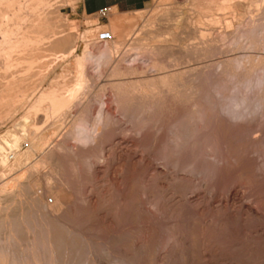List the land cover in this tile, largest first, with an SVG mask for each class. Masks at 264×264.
Wrapping results in <instances>:
<instances>
[{
  "label": "rangeland",
  "instance_id": "374dc122",
  "mask_svg": "<svg viewBox=\"0 0 264 264\" xmlns=\"http://www.w3.org/2000/svg\"><path fill=\"white\" fill-rule=\"evenodd\" d=\"M166 1L151 0L145 9L136 12L112 11L103 19L98 14L82 15L79 0H47L42 9L49 12L46 20L51 23L49 31L58 38L57 44L54 41L39 45L42 55L31 74L25 73L24 66L8 73L0 69L1 83L25 77L16 94H12L16 98L11 96L9 107L2 108L10 109V113L0 121V240L3 243L7 235L16 239L19 249L17 245L14 249L22 260L18 259V264L34 262L32 257L40 259V264H47L48 257L58 261L52 264H264V0H231L230 8L225 10L212 7L210 0ZM169 11L172 13L168 16ZM121 29L127 35L132 29L139 31L140 35L134 36L138 35L139 45H146L143 48L151 49L154 44L172 49L164 48L165 54L155 50L152 56L150 51L142 54L144 49H128L137 41L130 45L132 41L129 43L127 36L121 39L117 33ZM200 31L207 33L205 37ZM116 41L121 43L117 45ZM206 42L207 49H203ZM112 45L110 56L114 59L107 58L109 52L105 51ZM198 46L202 53L208 50L207 55L199 53ZM83 54L90 58L85 56L86 73L94 77L93 81L89 79L90 87L76 93L77 98H71L73 103L67 105L69 109L61 108L54 117L50 116L53 113L46 100L35 117L31 108L41 94L49 89L59 94L63 91V95L71 92L77 73L76 58ZM118 60L122 70L139 67V74L116 77L112 70ZM154 60L166 66L164 73L165 69L156 67L161 73L152 67ZM3 62L4 59L0 67ZM174 72L178 75L171 77L173 83L169 79L171 83L167 81L164 87L156 84L146 89L142 84L130 93L126 84ZM120 81L126 82L121 90L113 86ZM117 91L120 97L115 95ZM153 95L154 102L150 99ZM144 99L147 106H141ZM47 111L50 113L46 118ZM34 127L37 133L31 130ZM14 134L17 135L12 138ZM38 135H43L47 143L39 141ZM174 135L180 139L179 146L173 144L177 141ZM7 137H21L16 140L22 159L16 162L19 165L11 159L13 141ZM36 143L45 145L43 158L41 151L32 149ZM55 196L57 201L59 198L56 204L63 206L42 211L45 209L41 210V203L51 205ZM39 227L43 231L40 228L39 232ZM41 231L46 239L50 238L46 240L50 247L37 240L43 238ZM40 245L47 246L46 251L50 249V256L42 253Z\"/></svg>",
  "mask_w": 264,
  "mask_h": 264
},
{
  "label": "bare ground",
  "instance_id": "6f19581e",
  "mask_svg": "<svg viewBox=\"0 0 264 264\" xmlns=\"http://www.w3.org/2000/svg\"><path fill=\"white\" fill-rule=\"evenodd\" d=\"M46 1L47 0H0V61H3V59H4V64L0 67V69H2V70H4V73H8L10 70H13V68H16V67H23L24 68V71H25V73H30L31 71H32V69L34 68V66H35V64L37 65V62H38V60L41 58L40 56L42 55L41 54V50L39 49V48H41V46L39 47V45L42 43V42H45V43H54V41H55V43L57 44V37H56V35L55 34H51V27H49V24H51V23H49L46 19H47V14H48V16H49V12H47L46 11V9H42V8H44V6L46 5V4H48V3H46ZM168 1V0H167ZM166 1V2H167ZM177 1V0H176ZM175 1V2H176ZM208 1V0H207ZM213 2V4H210V5H212V7H217V8H219V9H221V10H225V9H229L230 8V4L229 3H231L232 1L231 0H223L222 2H221V0H220V2L219 1H213V0H210V1H208V2ZM231 1V2H230ZM174 2V3H175ZM211 2V3H212ZM246 2V1H245ZM53 3V2H52ZM234 3V2H233ZM261 3V2H260ZM176 4H178V2H176ZM205 4H207V2L205 3ZM243 4V3H242ZM252 4V3H251ZM171 5V4H170ZM234 5V4H233ZM48 6V5H47ZM208 6V5H207ZM52 7H54V6H52ZM211 6H209V8H212ZM214 7V8H215ZM49 8V7H48ZM172 8V7H171ZM174 8V7H173ZM179 9V8H178ZM177 9V10H178ZM218 9V10H219ZM55 10V9H54ZM205 10H206V8H205ZM209 10V9H208ZM52 11V10H51ZM162 11V10H161ZM173 11V10H172ZM207 11V10H206ZM210 12H211V10H209ZM243 11V10H242ZM47 12V13H46ZM182 12V11H181ZM186 12V11H185ZM184 12V13H185ZM218 12V11H217ZM247 12V11H246ZM54 13V12H53ZM165 13V12H164ZM169 13H170V15H171V11H169L168 12V16H169ZM245 13V12H244ZM52 14V13H51ZM50 14V15H51ZM165 14V15H166ZM176 14H177V12H176ZM202 14V13H201ZM206 14V13H205ZM208 14H209V12H208ZM241 14H243V13H241ZM255 14V13H254ZM166 15V16H167ZM181 15V14H180ZM215 15V14H214ZM213 15V16H214ZM59 16V15H58ZM162 16L164 17V15L162 14ZM165 16V17H166ZM179 16V15H178ZM206 16V15H205ZM46 17V18H45ZM202 17V16H201ZM211 17H212V15H211ZM238 17V16H237ZM156 18V17H155ZM167 18H170V17H167ZM183 18V17H182ZM191 18V17H190ZM241 18H243V17H241ZM161 19V18H160ZM174 19V18H173ZM175 19H176V17H175ZM184 19V18H183ZM213 19V18H212ZM211 19V20H212ZM49 20V19H48ZM214 20H216V19H214ZM51 21V20H50ZM169 22L171 21L170 19L168 20ZM172 21H174V20H172ZM188 21H189V19H188ZM192 21V20H191ZM200 21V20H199ZM224 21V20H223ZM151 22V21H150ZM156 22V21H155ZM185 22V21H184ZM190 22V21H189ZM210 22H213V20L212 21H210ZM225 22V21H224ZM49 23V24H48ZM121 23V22H120ZM171 23V22H170ZM183 23V22H182ZM191 23V22H190ZM201 23V22H200ZM217 23H219V21L217 22ZM148 24V23H147ZM161 24V23H160ZM196 25H197V23H195ZM216 24V23H215ZM114 25V24H113ZM124 25V24H123ZM145 25V24H144ZM188 25H190V24H188ZM220 25V24H219ZM230 25V24H229ZM47 26V27H46ZM51 26V25H50ZM125 26V25H124ZM151 26V25H150ZM162 26V25H161ZM202 26V25H201ZM44 27H45V29H44ZM115 27V26H114ZM134 27V26H133ZM145 27V26H144ZM147 27V26H146ZM152 27V26H151ZM163 27H165V26H163ZM168 27V26H167ZM49 28L51 29L50 31H49ZM129 28V27H128ZM127 28V29H128ZM160 28V27H159ZM158 28V29H159ZM185 28V27H184ZM183 28V29H184ZM227 28H228V25H227ZM109 29V28H108ZM112 29V28H111ZM117 29V28H116ZM142 29V28H141ZM168 29H169V27H168ZM192 29V28H191ZM105 30H106V28H105ZM114 30H115V28H114ZM145 30H147V29H145ZM185 30V29H184ZM197 30V29H196ZM113 31V30H112ZM149 31V30H148ZM195 31V30H194ZM198 32H199V30H197ZM147 32V31H146ZM145 31H144V33H146ZM151 32H153V31H151ZM150 32V33H151ZM161 32V31H160ZM204 32V31H203ZM114 33V32H113ZM117 33H118V36L119 37H121V39H122V37L123 38H125L126 36H127V41L130 43V41H132V43L130 44V45H133V42L135 43V41H137L136 43H135V45L134 46H130V45H128V46H130V47H127L128 49L129 48H133L134 47V49H144V52L142 53V54H144L145 52H149L150 51V54H151V56H152V52H154L155 50H157V52H159V51H163L164 50V48L165 47H163L160 43V45L163 47V49L161 48V46H158V45H156V46H154V44H153V47L151 48V49H149V47L146 49V48H143V47H145V46H141V45H139V43H138V41H140V40H137V39H139L138 38V35H136V36H134L135 35V33L136 34H139V31H138V33L136 32V29L134 30V29H132V31L127 35V33H126V30H123V29H121V30H118L117 31ZM144 33H143V35H144ZM159 33V32H158ZM177 33V32H176ZM197 33V32H196ZM200 33H201V31H200ZM51 34V35H50ZM157 34V33H156ZM185 34V33H184ZM199 34V33H198ZM207 34V33H206ZM205 34V35H206ZM140 35V34H139ZM182 35V34H181ZM205 35H203V33H201V36H204L205 37ZM146 36V35H145ZM149 36V35H148ZM150 36H151V34H150ZM149 36V37H150ZM158 36V35H157ZM168 36V35H167ZM208 36V35H207ZM206 36V37H207ZM91 37V36H90ZM159 37V36H158ZM157 37V38H158ZM199 37V36H198ZM204 37L202 38V40L204 39ZM144 39H145V37H143ZM151 38V37H150ZM154 38V37H153ZM160 38V37H159ZM162 38H163V36H162ZM161 38V39H162ZM165 38H166V36H165ZM201 38H199V39H201ZM119 39V38H118ZM164 39V38H163ZM169 39V38H168ZM181 39H182V37H181ZM207 39V38H206ZM205 39V40H206ZM141 40H143V39H141ZM146 40H147V38H146ZM146 40H144V42L146 41ZM153 40V39H152ZM176 40V39H175ZM123 41H126V39L125 40H123ZM122 41V42H123ZM149 41V40H148ZM151 41V40H150ZM154 41V40H153ZM199 41V40H198ZM112 42H114V41H112ZM127 42V43H128ZM142 43H143V41H141ZM147 42V41H146ZM161 42V41H160ZM167 42H168V40H167ZM183 42V41H182ZM204 42V41H203ZM217 42V41H216ZM61 43V42H60ZM116 44L118 43V44H120L119 42H115ZM196 43V42H195ZM202 43V42H201ZM255 43V42H254ZM111 44V43H110ZM113 44V43H112ZM117 44V45H118ZM125 44V43H124ZM164 44V43H163ZM183 44V43H182ZM181 44V45H182ZM193 44V43H192ZM209 44V43H208ZM208 44H207V42L205 43V45H203L204 47H203V49L204 48H206L207 49V46H208ZM214 44V42L212 43V45ZM41 45H43V43L41 44ZM52 45V44H51ZM148 45V44H147ZM166 45V44H165ZM171 45V44H170ZM196 45V44H195ZM195 45H194V47H195ZM201 45V44H200ZM84 46H86V45H84ZM113 46V45H112ZM114 46H115V44H114ZM114 46L113 47H111V48H109L108 47V50L106 49H104L106 52H109V56L107 55L106 57L107 58H112L111 56H110V53H112V49L114 48ZM120 46V45H119ZM168 46V45H167ZM173 46V45H172ZM180 46V45H179ZM39 47V48H38ZM46 47V46H45ZM73 47V46H72ZM116 47V46H115ZM190 47V46H189ZM197 47V46H196ZM210 47H213V46H211L210 45ZM264 47V46H263ZM85 48V47H84ZM126 48V49H127ZM174 48H176V47H174ZM42 49V48H41ZM118 49H120V48H118ZM149 49V50H148ZM165 49H167V48H165ZM169 49H172V48H169L168 47V49L167 50H165V51H169ZM178 49V48H177ZM181 49V48H180ZM185 49V48H184ZM186 49H188V48H186ZM192 49H195V48H192ZM203 49L202 48H199V46H198V50H199V53H202L201 51H203ZM205 49V50H206ZM209 49V48H208ZM214 49V48H213ZM255 49V48H254ZM63 50V49H62ZM117 50V49H116ZM133 50V49H132ZM130 50L131 52H134V51H136V50ZM176 50V49H175ZM191 50V49H190ZM204 50V51H205ZM210 50V49H209ZM216 50H217V48H216ZM44 51H45V49H44ZM104 51V52H105ZM125 51H127V50H125ZM165 51H163V52H161V53H163V54H165ZM173 51V50H172ZM195 51H197V49L195 50ZM208 50H206V52H207ZM43 52V51H42ZM67 52H68V50H67ZM103 52V55L105 54ZM115 52V51H114ZM123 52V51H122ZM129 52V51H128ZM138 52H140V51H138ZM175 52V51H174ZM187 52V51H186ZM205 52V53H206ZM218 52V51H217ZM46 53V52H45ZM64 53V52H63ZM85 53V52H84ZM205 53H202V54H204L205 55ZM117 54V53H116ZM129 54H130V52H129ZM135 54V53H134ZM140 54V53H139ZM138 54V55H139ZM155 54V53H154ZM153 54V55H154ZM158 54V53H157ZM160 54V53H159ZM169 54V53H168ZM172 54V53H171ZM184 54V53H183ZM187 54V53H186ZM202 54H200V55H202ZM44 55V54H43ZM65 55H66V53H65ZM65 55H63V56H65ZM87 55H88V53H87ZM91 55V54H90ZM114 55H115V53H114ZM122 55V54H121ZM145 55H146V53H145ZM174 54H172V56H173ZM194 55H199L198 53H196V54H194ZM203 55V56H204ZM206 55H207V53H206ZM253 55V54H252ZM85 56H86V54H83V56L82 57H77L76 58V65H77V73H76V76H75V80L74 81H72V82H74V84L72 83V85H73V89L71 90V92L69 91L68 93H66L65 92V95H63V91L62 92H60V94L59 93H57L58 91L56 90V92L55 91H53V90H50L49 89V92L48 93H43V94H41L40 95V97H38L37 98V101H36V103H34V106H33V108H31L32 110H34V112H35V114H34V116L36 117V116H38L37 115V113H38V111L40 112L41 110H40V107L44 104H46V100H48V105L50 106H48L50 109L49 110H51L52 112L50 113V111H47L46 113H44L45 115L44 116H46V118L48 117L46 114H48V112L50 113V114H52V115H50V116H52V117H54V114L56 115V112H58L59 113V110L61 109V108H64V107H66L69 103H73V99L74 98H77L76 96H77V94L76 93H80L81 92V90L84 88H88V87H90L89 86V81H91V80H89L90 78L92 79V81H93V78L94 77H92L90 74V76L91 77H89V75L86 73V66H85V61H87V58H88V56H86L87 58H85ZM125 56V55H124ZM142 56V55H141ZM140 56V57H141ZM163 56V55H162ZM162 56H160V57H162ZM167 56V55H166ZM169 56H170V54H169ZM202 56V57H203ZM217 56V55H216ZM256 56V55H255ZM48 57H49V55H48ZM102 57V56H101ZM104 57H105V55H104ZM120 57V56H119ZM146 57V56H145ZM147 57H149V54H148V56ZM165 57V56H164ZM171 57V56H170ZM200 57V56H199ZM218 57V56H217ZM106 58V59H107ZM122 58V57H121ZM166 58H168V57H166ZM248 58V57H247ZM2 59V60H1ZM65 59V58H64ZM88 59H90V58H88ZM105 59V60H106ZM110 59H109V61H110ZM112 59H114V58H112ZM115 59H116V57H115ZM123 59H125V57L123 58ZM135 59H136V57H135ZM134 59V60H135ZM159 59V58H158ZM163 59V58H162ZM179 59V58H178ZM256 59V58H255ZM108 60V59H107ZM143 60V59H142ZM150 60V59H149ZM161 60V59H160ZM264 60V59H263ZM89 61V60H88ZM119 61V60H118ZM132 61V60H131ZM136 61V60H135ZM151 61H153V60H151ZM154 61H156V60H154ZM171 61V60H170ZM94 62V61H93ZM101 62V61H100ZM104 62V61H103ZM106 62V61H105ZM110 62H112V61H110ZM121 62H122V60H121ZM133 62V61H132ZM157 62V63H156ZM155 63L153 62V64L155 65V66H153V64H152V67H158L161 71H163L164 69V71H163V73L166 71V69L167 68H165L166 66H163L162 64H161V66H159L158 64V60L156 61ZM167 62H169V61H167ZM178 62H180V61H178ZM196 62V61H195ZM216 62V61H215ZM228 62V61H227ZM252 62H254L253 60H252ZM90 63V62H89ZM92 63V62H91ZM107 63H108V61H107ZM152 63V62H151ZM172 63V62H171ZM176 63V62H175ZM174 63V64H175ZM191 63V62H190ZM226 63V62H225ZM264 63V62H263ZM103 64V63H102ZM101 64V65H102ZM118 64L119 65H121L122 63H120V61L119 62H117V67L116 66H114V69L112 70V74L113 75H116V77L118 76V77H122L123 76V78L125 77V76H130V75H137V73L139 72V70H138V68H135V67H131L130 66V68L131 69H129V68H123L124 70H122L121 69V66L119 67L118 66ZM126 64H127V62H126ZM130 64V63H129ZM128 64V65H129ZM133 64V63H132ZM168 64V63H167ZM217 64V63H216ZM248 64V63H247ZM257 64V63H256ZM109 65V64H108ZM123 65H125V64H123ZM143 65V64H142ZM150 65V64H149ZM222 65V64H221ZM107 66V65H106ZM133 66V65H132ZM137 66V65H136ZM178 66V65H177ZM203 66V65H202ZM254 66V65H253ZM256 66V65H255ZM261 66V65H260ZM264 66V65H263ZM123 67V66H122ZM126 67V66H125ZM128 67V66H127ZM146 67V66H145ZM17 68V69H18ZM103 68V67H102ZM112 68H113V66H112ZM141 68V67H140ZM158 68H156L157 70H158ZM170 68V67H169ZM178 68V67H177ZM220 68V67H219ZM254 68V67H253ZM252 68V69H253ZM264 68V67H263ZM40 69V68H39ZM143 69V68H142ZM146 69V68H145ZM148 69V68H147ZM172 69V68H171ZM194 69V68H193ZM229 69V68H228ZM107 70V69H106ZM144 70V69H143ZM154 70V69H153ZM192 70V69H191ZM195 70V69H194ZM205 70V69H204ZM249 70V69H248ZM255 70V69H254ZM23 71V72H24ZM145 71V70H144ZM151 71V70H150ZM159 71V70H158ZM161 71H159V72H161ZM195 71H197V70H195ZM250 71H252V70H250ZM249 71V72H250ZM256 71V70H255ZM255 71H253V72H255ZM260 71V70H259ZM22 72V71H21ZM39 72H43V71H39ZM95 72V71H94ZM146 72V71H145ZM167 72H168V70H167ZM189 72H191V71H189ZM230 72V71H229ZM33 73V72H32ZM101 73V72H100ZM162 73V72H161ZM173 73V72H172ZM172 73H168V74H162L163 76H158L157 77V79L156 78H152V80H148V81H145V80H141V79H139V81L137 80L136 81V79H135V81H128L127 82V80H126V82L124 81V83H121V81H120V83H118V84H116V85H113V83H112V85L113 86H115L116 87V89H119V90H121V86H123L125 83L126 84H128L127 85V87L129 88L128 90H130L129 92L131 93L133 90H135L136 88L138 89V87L140 88V85H142L143 86V88H146V89H148V88H150V86L152 87V86H156V84H158L159 86H165V85H167V83H171L172 82V80H171V77H172V79L174 78V75H178V74H176L175 72V74H173L172 75ZM177 73H179V72H177ZM220 73V72H219ZM252 73V72H251ZM257 73V72H256ZM24 74V73H23ZM31 74V73H30ZM38 74V73H37ZM40 74V73H39ZM45 74V73H44ZM110 74H111V72H110ZM139 74V73H138ZM152 74V73H151ZM155 74V73H154ZM159 74V73H158ZM157 74V75H158ZM224 74V73H223ZM27 75V74H26ZM144 75V74H143ZM172 75V76H171ZM187 75V74H186ZM190 75V74H189ZM198 75V74H197ZM199 75H200V73H199ZM202 75V74H201ZM250 75V74H249ZM5 77H6V75H4ZM25 76V75H24ZM28 76V75H27ZM38 76V75H37ZM94 76V75H93ZM109 76H112V75H109ZM180 76V75H179ZM178 76V77H179ZM230 76V75H229ZM9 77V76H8ZM8 77H6L5 79H8ZM39 77V76H38ZM153 77V76H152ZM156 77V76H155ZM177 77V78H178ZM203 77V76H202ZM10 78V77H9ZM25 77H23V79H24ZM58 78V77H57ZM140 78V77H139ZM143 78V77H142ZM148 78V77H147ZM151 78V77H150ZM181 78V77H180ZM191 78V77H190ZM228 78V77H227ZM22 79V77H20L19 78V80H17L15 77H12V78H10L9 80H5V82L4 83H1V92H0V121L5 117L6 118V116L8 115V113H10V109H7V110H5L4 109V111H3V107H9L8 106V100H9V102H10V100L12 99V97L14 96L15 97V95H12L13 93H15V91L20 87V84H21V81H23V79ZM74 79V78H73ZM138 79V78H137ZM156 79V80H155ZM169 79L171 80V82H169ZM194 79V78H193ZM4 80V79H3ZM155 80V81H154ZM183 80V79H182ZM208 80V79H207ZM143 81H145V83H142ZM168 81V82H167ZM188 81H191V80H188ZM224 81V80H223ZM233 81H234V79H233ZM56 82H57V80H56ZM167 82V83H166ZM191 82H193V81H191ZM195 82V81H194ZM198 82V81H197ZM229 82V81H228ZM235 82V81H234ZM92 83V82H91ZM110 83V82H109ZM173 83V82H172ZM226 83V82H225ZM233 83V82H232ZM62 84V83H61ZM70 84V83H69ZM182 84V83H181ZM202 84V83H201ZM111 85V84H110ZM112 85H111V87H112ZM180 85V84H179ZM186 85H187V83H186ZM263 85V84H262ZM65 86V85H64ZM64 86L62 85V87L64 88ZM66 86H68V84L66 85ZM104 86V85H103ZM175 86V85H174ZM185 86V85H184ZM234 86V85H233ZM237 86V85H236ZM61 87V86H60ZM61 87V88H62ZM72 87V86H71ZM107 87V86H106ZM121 87V88H120ZM125 87V86H124ZM123 87V88H124ZM163 87H162V89H163ZM170 87V86H169ZM181 87V86H180ZM193 87V86H192ZM57 88V87H56ZM67 88V87H66ZM66 88L64 89V90H66ZM102 88V87H101ZM126 88V87H125ZM155 88V87H154ZM171 88V87H170ZM169 88V89H170ZM182 88V87H181ZM189 88V87H188ZM229 88V87H228ZM68 90L69 89H71L70 87L69 88H67ZM112 89V88H111ZM115 89V88H114ZM136 89V90H137ZM151 89V88H150ZM149 89V90H150ZM180 89V88H179ZM232 89H233V87H232ZM40 90V89H39ZM125 90V89H124ZM155 90V89H154ZM172 90V89H171ZM187 90V89H186ZM231 90V89H230ZM126 91V90H125ZM146 91V90H145ZM100 92V91H99ZM112 92V91H111ZM114 92V91H113ZM118 92V91H117ZM140 92V91H139ZM141 92H143V91H141ZM167 92H169V90L167 91ZM166 92V93H167ZM173 92V91H172ZM183 92V91H182ZM185 92V91H184ZM208 92H209V90H208ZM207 92V93H208ZM25 93V92H24ZM78 93V94H79ZM84 93V92H83ZM110 93V92H109ZM119 93V92H118ZM118 93H115V95L117 94L119 97H120V93L118 94ZM128 93V92H127ZM126 93V94H127ZM152 93H154V91L152 92ZM170 93V92H169ZM168 93V94H169ZM189 93V92H188ZM16 94V93H15ZM76 94V95H75ZM174 94V93H173ZM172 94V95H173ZM176 94V93H175ZM175 94H174V96H175ZM263 94V93H262ZM122 95H124V93H122ZM145 95V94H144ZM143 95V96H144ZM151 95V94H150ZM161 95V94H160ZM231 95V94H230ZM12 96V97H11ZM21 96H22V94H21ZM26 96V95H25ZM75 96V97H74ZM131 96H134V95H131ZM157 96H159V94H157ZM157 96H155V97H157ZM185 96V95H184ZM191 96V95H190ZM205 96H207V95H205ZM232 96V95H231ZM13 97V98H14ZM119 97H117L116 99H118ZM124 97H126V95L124 96ZM127 97H128V94H127ZM153 97V98H152ZM151 98L150 97H147V99L146 100H149V98L154 102L155 100H153L154 99V95L152 96ZM177 97V96H176ZM11 98V99H10ZM16 98V97H15ZM21 98V97H20ZM71 98H73V99H71ZM79 98V97H78ZM98 98V97H97ZM103 98V97H102ZM167 98V97H166ZM170 98V97H169ZM262 98V97H261ZM22 99V98H21ZM115 99V100H116ZM145 99L143 100V104L141 103V106H143V105H145V106H147L148 105V103L145 101ZM156 99V98H155ZM174 99V98H173ZM172 99V100H173ZM178 99V98H177ZM186 99H188V98H185V100ZM258 99V98H257ZM72 100V101H71ZM160 100V99H159ZM162 100V99H161ZM160 100V101H161ZM171 100V99H170ZM169 100V101H170ZM171 100V101H172ZM184 100V101H185ZM189 101H190V99H188ZM192 100V99H191ZM194 100V99H193ZM224 100H226V99H224ZM228 100H230V99H228ZM262 100V99H261ZM16 101V100H15ZM25 101V100H24ZM101 101V100H100ZM169 101H167V102H169ZM179 101V100H178ZM183 101V103H185ZM189 101H187L188 103H189ZM223 101V100H222ZM221 101V102H222ZM227 101V100H226ZM264 101V100H263ZM22 102V101H21ZM153 102H151V103H153ZM177 102V101H176ZM192 102V101H191ZM200 102V101H199ZM12 103H14V102H12ZM17 103H19V102H17ZM16 103V104H17ZM117 103V102H116ZM147 105H146V104ZM150 103V104H151ZM165 103V102H164ZM163 103V104H164ZM182 103V104H183ZM229 103V102H228ZM157 104H159V102H157ZM161 104V103H160ZM198 104V103H197ZM210 104V103H209ZM230 104V103H229ZM256 104V103H255ZM255 104H254V106H255ZM261 104H263V103H261ZM260 104V105H261ZM15 105V104H14ZM13 105V106H14ZM116 105V104H115ZM192 105V104H191ZM203 105V104H202ZM258 105V104H257ZM70 106V105H69ZM117 106V105H116ZM133 106V105H132ZM131 106V107H132ZM141 106H140V108H141ZM144 106V108L143 109H146V107ZM160 106V105H159ZM158 106V107H159ZM190 106V105H189ZM88 107V106H87ZM137 107V106H136ZM200 107V106H199ZM169 108V107H168ZM197 108V107H196ZM201 108V107H200ZM67 109H69L68 108V106H67ZM118 109V108H117ZM139 108H137V110H138ZM142 109V108H141ZM151 109H152V107H151ZM150 109V110H151ZM208 109V108H207ZM220 109V108H219ZM43 110V109H42ZM48 110V109H47ZM133 110H135V111H137L136 109H133ZM148 110V109H147ZM140 112H141V110H139ZM139 111H137V113L139 112ZM203 111V110H202ZM207 111V110H206ZM194 112H198L197 110L196 111H194ZM41 113V112H40ZM65 113V112H64ZM137 113H135V114H137ZM147 113H148V111H147ZM189 113V112H188ZM193 113V112H192ZM224 113V112H223ZM225 113H226V111H225ZM228 113H229V111H228ZM32 114V115H33ZM39 114V113H38ZM43 114V113H42ZM76 114V113H75ZM133 114V113H132ZM134 114V115H135ZM139 114V113H138ZM198 114V113H197ZM199 114H200V112H199ZM204 114V113H203ZM133 115V116H134ZM189 115V114H188ZM226 115V114H225ZM224 115V116H225ZM247 115V114H246ZM83 116V115H82ZM149 116H150V114H149ZM195 115H193L192 117H194ZM245 116V115H244ZM243 116V117H244ZM24 117V116H23ZM204 117H206V116H204ZM73 118V117H72ZM180 118V117H179ZM188 118V120L190 119V116L189 117H187ZM35 119H37V118H35ZM34 119V120H35ZM54 119V118H53ZM186 119V118H185ZM196 119V118H195ZM205 119V118H204ZM239 119V118H238ZM47 120V119H46ZM49 120H51V119H49ZM56 120V119H55ZM159 120V119H158ZM181 120V119H180ZM207 120V119H206ZM236 120V119H235ZM241 120V119H240ZM54 121V120H53ZM153 121V120H152ZM192 121V120H191ZM195 121V120H194ZM193 121V122H194ZM35 121H33V123H34ZM187 123H188V121H186ZM237 122V121H236ZM240 122V121H239ZM5 123V122H4ZM32 123V124H33ZM196 123V122H195ZM204 123V122H203ZM225 123V122H224ZM16 124V123H15ZM35 124V123H34ZM38 124V123H37ZM179 124V123H178ZM190 124V123H189ZM202 124V123H201ZM79 125V124H78ZM77 125V126H78ZM32 126V125H31ZM31 126H29V127H31ZM34 126V125H33ZM76 126V125H75ZM76 126V127H77ZM141 126V125H140ZM176 126V125H175ZM35 127H38V126H35ZM35 127H34V129H32L31 128V130H34L35 131V133H37V131L38 130H35ZM42 127V126H41ZM73 127V126H72ZM84 127V126H83ZM145 127V126H144ZM182 127V126H181ZM184 127H186V126H184ZM51 128V127H50ZM80 128V127H79ZM82 128V127H81ZM140 128V127H139ZM143 128V127H142ZM240 128V127H239ZM39 129V128H38ZM84 129V128H83ZM162 129V128H161ZM31 130H29V131H31ZM185 130V129H184ZM244 130V129H243ZM9 131V130H8ZM16 131V130H15ZM33 131V132H34ZM55 131V130H54ZM202 131H203V129H202ZM27 132V131H26ZM83 132H84V130H83ZM187 132V131H186ZM185 132V134H188V133H186ZM15 133V132H14ZM55 133V132H54ZM238 133V132H237ZM13 134V133H12ZM29 134V133H28ZM79 134V133H78ZM86 134V133H85ZM175 134V133H174ZM10 136V134H7L6 136ZM17 134H14V135H12V138L14 137V136H16ZM36 135V134H35ZM89 135H90V133H89ZM6 136H5V140H6ZM22 136V135H21ZM27 136V135H26ZM30 136V135H29ZM66 136V135H65ZM81 136V135H80ZM175 136V135H174ZM185 136V135H184ZM11 137V136H10ZM37 137V136H36ZM38 137H39V141H41V142H46L47 143V141H45V138H44V136L42 135L41 137H40V135H38ZM46 137V136H45ZM103 137V136H102ZM171 137H172V135H171ZM176 137V136H175ZM179 137V136H178ZM186 137V136H185ZM8 138V137H7ZM12 138H8V140H9V142H12V146L14 147V149L12 150V153H13V155H12V158L11 159H15L16 161H15V163L16 162H18V161H20V159H21V157H20V153L18 152V150H17V143H16V140H17V142L18 141H20L19 139H21V137H16L14 140L12 139ZM27 138V137H26ZM25 138V139H26ZM29 138V137H28ZM27 138V139H28ZM90 138V137H89ZM94 138V137H93ZM12 139V140H11ZM24 139V138H23ZM47 139V138H46ZM68 139V138H67ZM102 139V138H101ZM173 139V138H172ZM181 139H183V137L181 138ZM2 140V139H1ZM7 140V141H8ZM11 140V141H10ZM63 140V139H62ZM174 140V139H173ZM173 140H171V141H173ZM176 140L179 142L178 144H177V141H175L176 143H173L175 146H179L180 145V139L178 140L177 139V137H176ZM54 141V140H53ZM43 142V143H44ZM52 142V141H51ZM101 142V141H100ZM25 143V142H24ZM45 143V144H46ZM80 144V143H79ZM173 145V146H174ZM44 144H42V143H40V144H38V143H36V145L34 144L33 146H32V149L33 150H38V151H41L42 152V158H43V150H44V153H46V151H45V149H44ZM60 146V145H59ZM208 146H210L209 144H208ZM56 147V146H55ZM80 147H82V146H80ZM54 148V147H53ZM58 148V147H57ZM62 148V147H61ZM63 149V148H62ZM51 150V149H50ZM56 151V150H55ZM58 151V150H57ZM212 151H213V149H212ZM96 152V151H95ZM94 152V153H95ZM101 152V151H100ZM102 152H103V150H102ZM172 152V151H171ZM31 152H29V155H31L30 154ZM50 153V152H49ZM84 154H85V152H83ZM24 154V153H23ZM25 154H27V156H28V153H25ZM41 154V153H40ZM194 154V153H193ZM27 156H25L26 158H27ZM57 156V155H56ZM94 156V155H93ZM216 156V155H215ZM5 157V156H4ZM24 156H22V158H23ZM31 157V156H30ZM46 157V156H45ZM6 159H8L9 160V156H7V157H5ZM41 158V159H42ZM48 158V157H47ZM211 158V157H210ZM31 159V158H30ZM22 160V159H21ZM44 160V159H43ZM42 160V161H43ZM45 160H46V158H45ZM44 160V161H45ZM56 160V159H55ZM3 161V160H2ZM41 161V162H42ZM99 161H100V159H99ZM221 161V160H220ZM23 162V161H22ZM29 163V162H28ZM44 163V162H43ZM42 163V164H43ZM221 163V162H220ZM13 164V163H12ZM17 165H19L18 163H16ZM39 164V161L38 162H36V164L34 165V167H36L37 165ZM49 164V163H48ZM89 164V163H88ZM169 164V163H168ZM41 165V164H40ZM39 165V167H41ZM30 166V165H29ZM17 167V166H16ZM198 167V166H197ZM200 167V166H199ZM2 168V167H1ZM37 168V167H36ZM207 168V167H206ZM16 169V168H15ZM29 169V168H28ZM192 169V168H191ZM212 169V168H211ZM42 170V169H41ZM30 171V170H29ZM28 171V172H29ZM36 171V170H35ZM199 171V170H198ZM25 172V171H24ZM212 172V171H211ZM35 173V172H34ZM51 173V172H50ZM10 174V173H9ZM25 174V173H24ZM38 174V173H37ZM3 175V174H2ZM21 175V174H20ZM29 175V174H28ZM27 175V176H28ZM33 175H35V174H33ZM25 176V175H24ZM205 176V175H204ZM19 177V176H18ZM1 178V177H0ZM17 179V178H16ZM21 179H23L22 177H21ZM25 179V178H24ZM204 179V178H203ZM1 180V179H0ZM45 180V179H44ZM51 181V180H50ZM50 183V182H49ZM8 184H10V183H8ZM51 184V183H50ZM3 185H5V184H3ZM29 185V184H28ZM49 186V185H48ZM16 187V186H15ZM17 187H18V185H17ZM29 187V186H28ZM14 188V187H13ZM43 188V187H42ZM45 188V187H44ZM48 188V187H47ZM50 188H52V187H50ZM6 190V189H5ZM16 190V189H15ZM14 190V191H15ZM21 190V189H20ZM29 190V189H28ZM46 190V189H45ZM52 190V189H51ZM232 190V189H231ZM3 191V190H2ZM37 191V190H36ZM42 191V190H41ZM12 192V191H11ZM10 192V193H11ZM6 193H7V191H6ZM21 193H22V191H21ZM60 192H58V194H59ZM16 194V193H15ZM19 194V193H18ZM27 194V193H26ZM25 194V195H26ZM57 194V195H58ZM7 195V194H6ZM24 195V194H23ZM32 195V194H31ZM60 195V194H59ZM9 196V195H8ZM16 196V195H15ZM19 196V195H18ZM29 196V195H28ZM36 196V195H35ZM33 197V196H32ZM54 197V196H53ZM56 197V196H55ZM65 197V196H64ZM24 198V197H23ZM22 198V199H23ZM29 198V197H28ZM27 198V199H28ZM52 198V197H51ZM6 199V198H5ZM8 199V198H7ZM12 199V198H11ZM36 199H39V198H36ZM19 200V199H18ZM9 201V200H8ZM64 201V200H63ZM62 201V202H63ZM10 202V201H9ZM30 201H28V204H30L29 203ZM35 202H36V200H35ZM41 202H43V201H41ZM59 202V198H58V201H57V197L56 198H54V203H52L51 205H49V204H47L46 203V201L45 202H43V203H41V205H40V207H41V210H42V207H43V209H45V210H42V211H47L49 208H52V207H54V206H57L58 207V205H60L61 203H59L58 205L56 204V203H58ZM3 203V202H2ZM17 203V202H16ZM10 204V203H9ZM11 204H13V203H11ZM18 204V203H17ZM62 205V204H61ZM61 205H60V207H61ZM63 206V205H62ZM39 207V206H38ZM56 207V208H57ZM13 208V207H12ZM11 208V209H12ZM55 208V207H54ZM53 208V209H54ZM38 209H40V208H38ZM7 211H8V208L6 209ZM20 210V209H19ZM57 210H58V208H57ZM57 210H54V211H57ZM60 210V209H59ZM39 211V210H38ZM49 211H50V209H49ZM6 212V211H5ZM58 212V211H57ZM56 212V213H57ZM17 213V212H16ZM55 213V212H54ZM54 213L52 214V216L54 215ZM19 214V213H18ZM34 214V213H33ZM13 215H14V213H13ZM17 215V214H16ZM22 215V214H21ZM51 215V214H50ZM2 216V215H1ZM5 216V215H4ZM15 216V215H14ZM58 216V215H57ZM36 217V216H35ZM3 218V217H2ZM12 218V217H11ZM22 218V217H21ZM31 218V217H30ZM48 218V217H47ZM54 218V217H53ZM57 218V217H56ZM59 218V217H58ZM39 219V218H38ZM37 219V220H38ZM41 219V218H40ZM44 219V218H43ZM2 220V219H1ZM9 221H10V218L8 219ZM8 220H7V223H8ZM11 220H13V218L11 219ZM30 220V219H29ZM25 221V220H24ZM1 222V221H0ZM4 222V221H3ZM18 222V221H17ZM29 222V221H28ZM31 222V221H30ZM38 222V221H37ZM4 223H6V222H4ZM60 223V222H59ZM58 223V224H59ZM8 224H10V223H8ZM4 225V224H3ZM42 225V224H41ZM40 225V226H41ZM43 225H44V223H43ZM42 225V226H43ZM56 225V224H55ZM1 226V225H0ZM5 226V225H4ZM31 226V225H30ZM33 226V225H32ZM38 226V225H37ZM45 226V225H44ZM49 226V225H48ZM61 226H62V224H61ZM13 227H15V226H13ZM29 227V226H28ZM27 227V228H28ZM52 227V226H51ZM63 227V226H62ZM65 227V226H64ZM34 228V227H33ZM41 227H39L38 228V231L40 232V230H42V228L40 229ZM8 229H9V227H8ZM13 229V228H12ZM11 229V230H12ZM29 229V228H28ZM35 229V228H34ZM37 229V228H36ZM40 229V230H39ZM53 229V228H52ZM51 229V230H52ZM57 229V228H56ZM62 229H64V228H62ZM11 230H10V232H11ZM66 230V229H65ZM5 231H6V229H5ZM13 231V230H12ZM36 231V230H35ZM38 231H37V233H38ZM43 231V230H42ZM42 231H41V236L40 237H42V235L44 234V232L42 233ZM47 231V230H46ZM14 232H15V230H14ZM48 232V231H47ZM50 232V231H49ZM23 233V232H22ZM28 233V232H27ZM31 234V233H30ZM39 234V233H38ZM37 234V235H38ZM46 234V233H45ZM34 235H35V233H34ZM48 235V234H47ZM36 236V235H35ZM50 236V235H49ZM27 237V236H26ZM25 237V238H26ZM8 238V239H7ZM7 240H5V241H3V243H1V240H0V264H18V261H20L21 259L20 258H17V255L18 256H20L21 254L19 253V252H17L18 250L17 249H19L18 248V242H16L15 240V238L14 237H12L11 235H10V238L8 237V235H7ZM14 239V241L12 240V239ZM0 239H2V236H1V238ZM38 239H40L39 241L42 243V245L44 244V246L46 245V243H48L47 244V246H49L51 243H49L50 241H46V240H50V238H45V236L43 235V238H37V240ZM42 239V240H41ZM43 239H45V241L43 242ZM36 240V241H37ZM67 240V239H66ZM14 242V244H12L13 242ZM25 241H27V239L25 240ZM30 241V240H29ZM70 241V240H69ZM31 242V241H30ZM40 242H38V243H40ZM46 242V243H45ZM16 243V244H15ZM24 243V242H23ZM29 243V242H28ZM37 242H35L34 243V245L36 244ZM53 243V242H52ZM61 243V242H60ZM59 243V244H60ZM64 243V242H63ZM53 244H55V243H53ZM57 244V243H56ZM55 244V245H56ZM69 244H70V242H69ZM17 245V246H16ZM27 245V244H26ZM17 247V249L15 250L14 249V247ZM29 246V245H28ZM41 246V245H40ZM40 246H39V248H40ZM46 246V247H47ZM51 246V245H50ZM49 246V247H50ZM60 246V245H59ZM71 246V245H70ZM15 247V248H16ZM25 247V246H24ZM42 247V246H41ZM46 247H42L41 248V251H42V253H45L46 255H47V253H48V251L50 250V249H47V251L45 250V248ZM20 248H21V246H20ZM23 248V247H22ZM43 248H44V252H43ZM52 248V247H51ZM69 248V247H68ZM25 249V248H24ZM28 249H30L29 247H28ZM30 250H32V249H30ZM33 250H34V248H33ZM36 250V249H35ZM34 250V251H35ZM65 250V249H64ZM21 251H23L24 252V250H21ZM25 251H26V249H25ZM28 251V250H27ZM63 251V250H62ZM16 253H18V254H16ZM26 253V252H25ZM28 253V252H27ZM33 253V252H32ZM50 253V252H49ZM20 254V255H19ZM69 254V253H68ZM25 255V254H24ZM32 255V254H31ZM39 255V254H38ZM59 255V254H58ZM62 255H63V253H62ZM23 256V255H22ZM40 256H42V255H40ZM45 256V255H44ZM43 256V258H45ZM48 256H50V255H47V257ZM39 257V256H38ZM55 257V256H54ZM61 257V256H60ZM33 258V261L34 262H32V260H31V262L30 263H32V264H40L38 261L40 260H37V257H32ZM40 258V257H39ZM53 258V257H52ZM56 258H58L57 256H56ZM18 259H20V260H18ZM24 259V258H23ZM37 260V261H36ZM51 258H49L48 257V261H47V264H52V261L54 260H51ZM58 260V259H57ZM62 260V259H61ZM64 260V259H63ZM22 261V260H21ZM50 261V262H49ZM55 261V260H54ZM53 261V262H54ZM41 262V261H40ZM58 262V261H57ZM56 261H55V263H57ZM29 263V264H30ZM44 263V262H43ZM43 263H41V264H43ZM22 264H24V262H22ZM26 264H28V262L26 261ZM62 264V263H61Z\"/></svg>",
  "mask_w": 264,
  "mask_h": 264
},
{
  "label": "crops",
  "instance_id": "0c3cea01",
  "mask_svg": "<svg viewBox=\"0 0 264 264\" xmlns=\"http://www.w3.org/2000/svg\"><path fill=\"white\" fill-rule=\"evenodd\" d=\"M151 0H79L78 10L86 15H95L105 8L125 14L143 10Z\"/></svg>",
  "mask_w": 264,
  "mask_h": 264
},
{
  "label": "built area",
  "instance_id": "2783aa9c",
  "mask_svg": "<svg viewBox=\"0 0 264 264\" xmlns=\"http://www.w3.org/2000/svg\"><path fill=\"white\" fill-rule=\"evenodd\" d=\"M112 10L110 8H105V9H102L98 12V15L100 18H108V16L111 14ZM53 200H49L48 202L49 203H52Z\"/></svg>",
  "mask_w": 264,
  "mask_h": 264
}]
</instances>
